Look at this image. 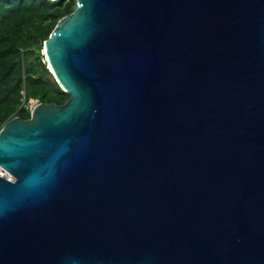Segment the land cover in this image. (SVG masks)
I'll return each instance as SVG.
<instances>
[{
	"label": "water",
	"instance_id": "1",
	"mask_svg": "<svg viewBox=\"0 0 264 264\" xmlns=\"http://www.w3.org/2000/svg\"><path fill=\"white\" fill-rule=\"evenodd\" d=\"M43 54L69 97L0 127V264H264V0H76Z\"/></svg>",
	"mask_w": 264,
	"mask_h": 264
},
{
	"label": "trees",
	"instance_id": "2",
	"mask_svg": "<svg viewBox=\"0 0 264 264\" xmlns=\"http://www.w3.org/2000/svg\"><path fill=\"white\" fill-rule=\"evenodd\" d=\"M76 0H0V127L30 116L34 101L62 104L69 94L47 66L43 41Z\"/></svg>",
	"mask_w": 264,
	"mask_h": 264
},
{
	"label": "built area",
	"instance_id": "3",
	"mask_svg": "<svg viewBox=\"0 0 264 264\" xmlns=\"http://www.w3.org/2000/svg\"><path fill=\"white\" fill-rule=\"evenodd\" d=\"M32 105H33V102L30 103V108L32 107Z\"/></svg>",
	"mask_w": 264,
	"mask_h": 264
},
{
	"label": "clouds",
	"instance_id": "4",
	"mask_svg": "<svg viewBox=\"0 0 264 264\" xmlns=\"http://www.w3.org/2000/svg\"><path fill=\"white\" fill-rule=\"evenodd\" d=\"M42 51H43V49H42ZM34 104H35V101L33 102V105H34ZM33 105H32V106H33ZM31 108H32V107H31ZM31 108H30V110H31Z\"/></svg>",
	"mask_w": 264,
	"mask_h": 264
},
{
	"label": "rangeland",
	"instance_id": "5",
	"mask_svg": "<svg viewBox=\"0 0 264 264\" xmlns=\"http://www.w3.org/2000/svg\"><path fill=\"white\" fill-rule=\"evenodd\" d=\"M76 2V1H75ZM44 59H45V56H44ZM46 60V59H45ZM48 64V63H47Z\"/></svg>",
	"mask_w": 264,
	"mask_h": 264
}]
</instances>
